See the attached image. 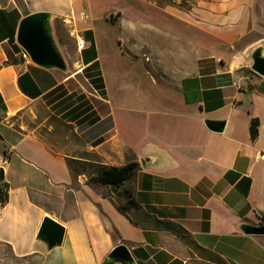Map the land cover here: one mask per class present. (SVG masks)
I'll return each mask as SVG.
<instances>
[{
    "label": "crops",
    "instance_id": "0c3cea01",
    "mask_svg": "<svg viewBox=\"0 0 264 264\" xmlns=\"http://www.w3.org/2000/svg\"><path fill=\"white\" fill-rule=\"evenodd\" d=\"M144 10L190 26L144 22ZM39 11L55 14L70 72L23 56L20 22ZM260 43L264 0H202L188 11L159 0H0V182L9 193L0 245L39 264H104L120 244L134 264H264V235L243 229L264 212V76L248 58ZM114 45L123 66L110 64ZM46 115L74 136L41 132ZM70 160L139 162L125 187L143 214L122 210ZM46 217L65 227L60 245L40 236Z\"/></svg>",
    "mask_w": 264,
    "mask_h": 264
},
{
    "label": "water",
    "instance_id": "95a60500",
    "mask_svg": "<svg viewBox=\"0 0 264 264\" xmlns=\"http://www.w3.org/2000/svg\"><path fill=\"white\" fill-rule=\"evenodd\" d=\"M55 19V14L50 11H39L24 17L19 25L17 40L35 64L47 69L70 72L72 67L59 43ZM248 58L252 61V69L264 76V43L253 47L248 53ZM245 62L246 59L239 60L236 67L243 66ZM225 123L224 120H206L207 126L218 132L224 130ZM142 162L146 165L152 162V158L148 157ZM3 173L2 168V176ZM260 220V225L244 224V231L249 234L264 235V212H261ZM64 235L65 227L61 223L50 217L45 218L40 236L48 242L49 246L60 245ZM104 264H134V259L128 246L120 244L109 253Z\"/></svg>",
    "mask_w": 264,
    "mask_h": 264
},
{
    "label": "rangeland",
    "instance_id": "374dc122",
    "mask_svg": "<svg viewBox=\"0 0 264 264\" xmlns=\"http://www.w3.org/2000/svg\"><path fill=\"white\" fill-rule=\"evenodd\" d=\"M160 2H162L165 6H178L180 7L182 10H186L188 11L189 8H192L195 4H200V2H202V0H159ZM144 22H147V20L149 21V23H154L153 25H157L158 23V19L159 18V26H164L166 29H175L178 30L177 26H190L186 23H183L182 21H179L176 18H173L172 15H168L167 13H162V14H152V12H150L149 10L146 11L144 10ZM147 16V18H146ZM110 26H120V25H113L111 24ZM126 26V25H124ZM137 26H141V25H137ZM145 26V25H144ZM181 28V27H180ZM114 32V31H113ZM112 32V34H113ZM181 34H184L185 29L181 28L180 30ZM137 33V32H136ZM146 34V38L150 39L151 38V33L150 32H145ZM183 37V36H182ZM166 39V37H165ZM129 46V44H127ZM113 47H115L114 49V53L115 55L112 56V59H110V64L113 62V64L119 65V66H123L125 65L126 62L125 57H121L118 56V52H117V46L114 45ZM71 67L72 64L70 63ZM109 66V64H108ZM47 118V120H46ZM46 120V121H45ZM42 124L40 127V131L43 133H46V131H48V127L51 126L53 129L51 131V136L52 138L55 139H61V135L62 134H67L70 135V137L74 136V131L72 130V128H69L67 126H65L64 124H62V122L58 119H55L53 117H49L48 115H46L45 117L42 118ZM46 124V125H44ZM50 134V132H49ZM75 143H77L76 140H74ZM76 145V144H75ZM79 146L82 147V144L79 142ZM91 169H82L80 166H74V173L75 175L79 174V173H84L85 175H87L89 181L91 182ZM93 184H98V183H94ZM107 187V191L105 192V194H111L112 192H115L114 194V199H116V201H118V204L120 206V208H124V206H127V209H125L127 212L133 213L136 212V206L128 203V197H126L124 195V188H121L118 192L115 191V187H111L109 185H105ZM126 208V207H125ZM136 214V213H135ZM0 264H39V258L37 257H27V258H19L16 257L13 253L12 250L7 246V245H0Z\"/></svg>",
    "mask_w": 264,
    "mask_h": 264
},
{
    "label": "trees",
    "instance_id": "16d2710c",
    "mask_svg": "<svg viewBox=\"0 0 264 264\" xmlns=\"http://www.w3.org/2000/svg\"><path fill=\"white\" fill-rule=\"evenodd\" d=\"M102 81V79H100ZM62 122V121H61ZM63 124V123H62ZM71 128L70 126H67ZM70 166L74 171V166H80L82 169H91V183H99L101 185H109L115 187L118 192L124 188V195L128 197V203L136 206L137 215H141L142 210L136 203L135 196L132 190L125 187L126 181L131 179L136 171L140 168V163L137 161H130L123 165H105L94 161L70 160ZM7 184L0 182V203L5 204L8 201L9 193ZM126 207V208H125ZM126 211L127 206L121 208ZM173 226H178L177 223L169 222Z\"/></svg>",
    "mask_w": 264,
    "mask_h": 264
},
{
    "label": "built area",
    "instance_id": "2783aa9c",
    "mask_svg": "<svg viewBox=\"0 0 264 264\" xmlns=\"http://www.w3.org/2000/svg\"><path fill=\"white\" fill-rule=\"evenodd\" d=\"M77 42H78V47L82 48L85 45V38L83 36H77ZM23 56L27 59H29V55L24 51ZM7 162V158L5 156H0V165L3 163ZM1 169V167H0Z\"/></svg>",
    "mask_w": 264,
    "mask_h": 264
}]
</instances>
